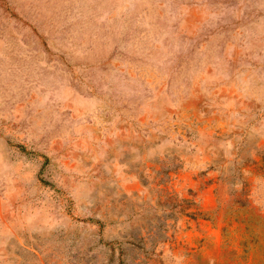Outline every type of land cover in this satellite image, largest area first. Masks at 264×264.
I'll return each instance as SVG.
<instances>
[{"label":"rangeland","instance_id":"obj_1","mask_svg":"<svg viewBox=\"0 0 264 264\" xmlns=\"http://www.w3.org/2000/svg\"><path fill=\"white\" fill-rule=\"evenodd\" d=\"M0 264H264V0H0Z\"/></svg>","mask_w":264,"mask_h":264}]
</instances>
